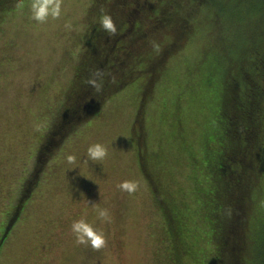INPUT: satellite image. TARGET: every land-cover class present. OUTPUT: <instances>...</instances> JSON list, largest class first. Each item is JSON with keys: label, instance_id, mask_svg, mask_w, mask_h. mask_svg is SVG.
Here are the masks:
<instances>
[{"label": "rangeland", "instance_id": "rangeland-1", "mask_svg": "<svg viewBox=\"0 0 264 264\" xmlns=\"http://www.w3.org/2000/svg\"><path fill=\"white\" fill-rule=\"evenodd\" d=\"M4 2L0 6V264H165L164 223L155 191L141 168L142 153L159 178L161 190L170 192L182 210L185 229L192 230L191 240L195 234L202 235L200 252L210 259L217 244L205 221L204 205L207 188L215 183L192 175L195 168L189 163L211 164L203 158L201 131L212 121L218 123L225 86L222 72L237 47L250 51L246 54L250 60L261 57L251 51L250 42L254 33L248 5L255 1L139 0V10L127 21L140 20L145 35H135L123 47L121 56L130 60L119 71L127 75L132 69L137 77L119 90L112 80L109 85L100 84L105 100L97 107L88 105L92 113L81 112L66 137L51 147L52 158L38 174L32 195L16 213L7 236L3 230L21 195V183L34 173L37 155L52 126H58L74 101L75 74L91 47L88 40L94 39L100 26L103 7L116 2L61 0L62 15L42 23L31 16L32 0ZM113 14L112 10L118 25ZM159 16H172L171 24L182 26L176 47H170L177 35L172 29L151 27L161 21L153 22ZM140 42L142 51L133 52ZM161 53L163 60L152 63ZM97 63H101L98 58L83 68V76L91 74L88 80L105 74L92 69ZM151 71L154 83L142 102L140 93ZM211 90H218L216 97ZM83 102L86 107L88 103ZM140 115L141 125H136ZM64 128L59 127L56 137L62 136ZM221 129L215 130L216 136ZM95 142L108 147L102 161L87 158V147ZM189 144L196 157L192 161L182 149ZM70 154L76 156L73 163L67 160ZM202 171L209 176L207 169ZM125 179L138 182L135 191L117 186ZM252 196L257 205L261 196L257 192ZM101 209L109 211V221L102 222ZM81 217L104 231L103 248L77 243L71 224Z\"/></svg>", "mask_w": 264, "mask_h": 264}, {"label": "trees", "instance_id": "trees-1", "mask_svg": "<svg viewBox=\"0 0 264 264\" xmlns=\"http://www.w3.org/2000/svg\"><path fill=\"white\" fill-rule=\"evenodd\" d=\"M4 1L0 0V6ZM254 1L252 5H248L251 7L250 27L254 33L250 40L251 51H255L261 57L258 61L250 60L246 55L250 51L241 50L243 46H236L237 51L233 56L234 59L228 62L229 66L224 68L222 72L225 86H223V96L220 103L222 109L218 123L214 125L215 122L212 121L201 131V141L199 142L203 146V158L208 162L210 161L211 164L203 165L200 163L195 165L193 162L189 163L190 167L195 168L190 171L192 175L196 177L200 175L204 177L207 183L208 179L215 183L214 187L208 186L207 202L204 205L207 210L205 221L212 228L213 239L217 244L210 259L200 252L199 241L202 240V235L195 234V239L192 238L191 240L192 230L189 226H187V230L185 229L182 222L183 215L180 213L181 209L175 206V201L170 196V192L165 194L161 190L160 180L154 176L153 168L147 162L145 163L146 158L144 156H140V159L143 160V170L150 180L148 181L154 186L157 206L164 223V238L167 243L164 248L166 251L168 250V261L165 264H264V23L262 24L264 0ZM112 2H116L113 4L116 5V8L114 9L113 5H109L107 8L103 7V12L112 16V10L114 11L113 15L118 18L117 31L109 34L99 22L100 26L96 27L94 39L88 40L91 47L84 53L79 72L75 74L78 86L77 94L75 93L73 96L74 101L71 105L69 104L68 111L63 113L62 121L58 122V126H52L54 129L49 133L48 140L46 139L43 143L37 155L34 173H31L21 183V195L3 233L9 228L7 233L9 234L15 223L16 213L19 212L23 202L32 195V189L35 188L36 181H38V174L52 158H50L53 152H50L53 149L51 147L66 137L69 128L74 127L77 119L81 117V112L84 115L85 113H92L93 108L88 105L97 107L105 100V94L100 84L106 86L112 80L111 83L117 86L115 89L119 90L131 85V82L137 77L133 72V76L131 75L132 69L127 75L120 74L119 71L121 72V64L126 65L130 60V58L121 56L122 52L125 51L123 47L128 45L130 40L136 37L135 35L137 38L145 35L143 23L140 20L135 22L132 18L129 23L127 21L139 10V6H136L139 0H112ZM97 6L98 4H96ZM163 16L153 20V22L161 21H157L151 27L166 25L172 29L177 35L171 41L170 47H176L177 40H180L178 36L182 26L175 23L171 24L172 16ZM141 51L142 42L139 43V46L133 47V52L140 53ZM101 56L104 59H101ZM162 57H164L163 53L154 58L152 63L157 65L163 60ZM97 58L101 63L95 64L92 69L97 68L98 71H105V74H97L95 76L97 79L91 77L88 80L91 74L89 73L88 77L83 76V68L88 64H94ZM108 59L112 60L109 61ZM92 60L94 61L92 62ZM234 66H237L236 70H233ZM256 66H258V70L255 68ZM106 67L108 68L104 70ZM151 74L150 80L140 93L142 102L147 95H150L151 81L152 85L154 83L153 71ZM105 75L107 76L105 77ZM97 76L100 80L103 79V84ZM211 91L213 97H216L218 90ZM82 100L88 103L86 107L82 104ZM142 106L143 103H141ZM197 114L196 110L195 117ZM142 118L143 115H140L135 124L140 123L141 125ZM63 125L65 128L62 136L56 137L59 127L62 128ZM218 127L222 129L216 136L215 130ZM181 135L185 141L187 139L186 134L182 132ZM217 144H220L221 148L217 147ZM140 147L138 144L139 150ZM182 149L186 151L189 161H192L193 158L196 159L191 144L184 145ZM211 165L213 168L210 170L207 167H211ZM204 169L208 170L209 176L201 174ZM256 192L261 196L258 198L260 202L257 205V201L252 196V193ZM255 206L256 210H252Z\"/></svg>", "mask_w": 264, "mask_h": 264}, {"label": "clouds", "instance_id": "clouds-1", "mask_svg": "<svg viewBox=\"0 0 264 264\" xmlns=\"http://www.w3.org/2000/svg\"><path fill=\"white\" fill-rule=\"evenodd\" d=\"M23 7V4L20 5ZM31 16L38 22H45L49 17L57 18L63 13L61 0H32L30 4ZM100 25L109 34L117 31V25L110 14H102L99 18ZM94 83V82H93ZM87 158L91 161H102L107 153L108 147L102 142H95L88 145ZM67 160L70 163L75 162V155H68ZM120 189L133 192L138 187V182L134 179H125L117 185ZM99 217L103 221L111 219L107 209H101L98 212ZM71 231L75 234L77 243L91 244L95 249H101L106 245V235L103 230H98L85 218L76 219L71 224Z\"/></svg>", "mask_w": 264, "mask_h": 264}, {"label": "flooded vegetation", "instance_id": "flooded-vegetation-1", "mask_svg": "<svg viewBox=\"0 0 264 264\" xmlns=\"http://www.w3.org/2000/svg\"><path fill=\"white\" fill-rule=\"evenodd\" d=\"M141 156L143 157V153L141 154ZM148 163V165H150V163L148 162V160L146 159L145 160V163ZM140 164H141V168H142V170H143V160H141V162H140ZM143 174L146 176V178H147V180H149V178L147 177V175L145 174V172H144V170H143ZM150 181V180H149ZM150 184L152 185V183L150 182ZM152 187L154 188V186L152 185ZM155 191V190H154ZM155 195V194H154Z\"/></svg>", "mask_w": 264, "mask_h": 264}, {"label": "water", "instance_id": "water-1", "mask_svg": "<svg viewBox=\"0 0 264 264\" xmlns=\"http://www.w3.org/2000/svg\"><path fill=\"white\" fill-rule=\"evenodd\" d=\"M12 224V223H11ZM9 231V228L6 230V234H7V232Z\"/></svg>", "mask_w": 264, "mask_h": 264}]
</instances>
